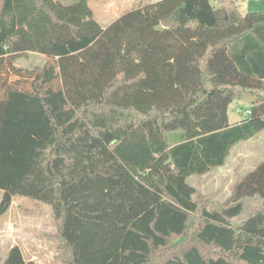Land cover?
<instances>
[{
  "label": "trees",
  "instance_id": "1",
  "mask_svg": "<svg viewBox=\"0 0 264 264\" xmlns=\"http://www.w3.org/2000/svg\"><path fill=\"white\" fill-rule=\"evenodd\" d=\"M69 1L0 0V218L50 205L61 264H264V162L224 204L188 184L264 130V97L228 116L264 93V10L162 0L103 28ZM30 54L46 62L17 68Z\"/></svg>",
  "mask_w": 264,
  "mask_h": 264
},
{
  "label": "rangeland",
  "instance_id": "2",
  "mask_svg": "<svg viewBox=\"0 0 264 264\" xmlns=\"http://www.w3.org/2000/svg\"><path fill=\"white\" fill-rule=\"evenodd\" d=\"M57 1L70 3L69 0ZM160 1L162 0H90L89 6L94 11L95 19L103 27L128 11ZM229 1L212 0V4L219 8L221 5H227ZM45 62V56L30 54L17 61V68L32 71L43 66ZM47 86L54 89L61 87L60 76H56ZM251 94L257 98L264 97L262 91H254ZM251 108L252 105L235 100L228 110L230 121L236 123L247 120L249 116L246 112ZM182 135L183 131L169 133V144L173 145ZM262 162L264 130L252 139L236 145L227 159L225 168L213 169L202 176H192L188 179V184L197 189L199 197L212 200L216 204H224L231 197L236 181L244 178ZM3 195L4 192L0 190V203ZM52 213L50 205L27 197H15L9 212L0 218V264L4 263L15 246L22 250L27 261H34L36 264H61L59 257L63 251L55 238L58 227Z\"/></svg>",
  "mask_w": 264,
  "mask_h": 264
},
{
  "label": "crops",
  "instance_id": "3",
  "mask_svg": "<svg viewBox=\"0 0 264 264\" xmlns=\"http://www.w3.org/2000/svg\"><path fill=\"white\" fill-rule=\"evenodd\" d=\"M221 6H223L225 8H229V9L235 8L241 14L245 15V14L250 13V12H261L262 10H264V0H230L227 5H221ZM113 22H111V23H113ZM110 24H108L107 26H109ZM107 26H103V27L106 28ZM248 110L250 111V109H248ZM241 122L234 123V122H231L229 119V123L231 126H234V125L239 124ZM225 167H226V165L224 167H220V168H225Z\"/></svg>",
  "mask_w": 264,
  "mask_h": 264
},
{
  "label": "water",
  "instance_id": "4",
  "mask_svg": "<svg viewBox=\"0 0 264 264\" xmlns=\"http://www.w3.org/2000/svg\"><path fill=\"white\" fill-rule=\"evenodd\" d=\"M243 102L247 103V104H250V105H253L255 104L259 98L257 97H254L253 94L249 93V94H246L243 98H242Z\"/></svg>",
  "mask_w": 264,
  "mask_h": 264
},
{
  "label": "built area",
  "instance_id": "5",
  "mask_svg": "<svg viewBox=\"0 0 264 264\" xmlns=\"http://www.w3.org/2000/svg\"><path fill=\"white\" fill-rule=\"evenodd\" d=\"M246 113H247V115L249 116V115L251 114V111L248 110Z\"/></svg>",
  "mask_w": 264,
  "mask_h": 264
}]
</instances>
